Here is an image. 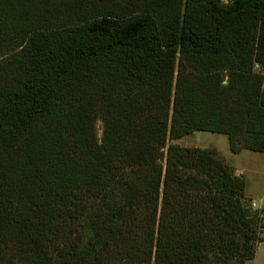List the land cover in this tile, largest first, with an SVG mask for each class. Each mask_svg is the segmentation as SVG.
Wrapping results in <instances>:
<instances>
[{"label":"trees","instance_id":"1","mask_svg":"<svg viewBox=\"0 0 264 264\" xmlns=\"http://www.w3.org/2000/svg\"><path fill=\"white\" fill-rule=\"evenodd\" d=\"M194 132L264 154V0H0V264L253 260Z\"/></svg>","mask_w":264,"mask_h":264},{"label":"rangeland","instance_id":"2","mask_svg":"<svg viewBox=\"0 0 264 264\" xmlns=\"http://www.w3.org/2000/svg\"><path fill=\"white\" fill-rule=\"evenodd\" d=\"M227 1V0H224ZM97 128L101 129V123H97ZM175 144L187 148L215 149L221 159L230 167H237L243 171L247 179L246 193L252 198L259 199L264 191V154L243 150L238 154H232L229 150L228 138L225 135L194 132L183 139L174 141ZM231 168V167H230ZM256 256V254H255ZM247 262L246 264H254Z\"/></svg>","mask_w":264,"mask_h":264},{"label":"crops","instance_id":"3","mask_svg":"<svg viewBox=\"0 0 264 264\" xmlns=\"http://www.w3.org/2000/svg\"><path fill=\"white\" fill-rule=\"evenodd\" d=\"M231 169L233 170L234 172V176L235 177H239L241 176L244 180V183L246 184L247 183V179L244 177V173L242 170H240L239 168L237 167H233V165L231 166ZM245 196L247 198H249L250 200L251 199H255V198H252L250 195H248L246 193V185H245ZM264 197V191L262 192V194L260 195L259 199H256V200H260ZM260 237L261 239L263 240L264 239V223H263V228H262V231L260 233ZM252 261V260H251ZM251 261H248V262H251ZM253 261L255 262L254 264H264V241L260 242L258 245H257V250H256V256L255 258L253 259Z\"/></svg>","mask_w":264,"mask_h":264},{"label":"built area","instance_id":"4","mask_svg":"<svg viewBox=\"0 0 264 264\" xmlns=\"http://www.w3.org/2000/svg\"><path fill=\"white\" fill-rule=\"evenodd\" d=\"M250 208L256 212L264 223V197L260 200L251 199L249 202Z\"/></svg>","mask_w":264,"mask_h":264}]
</instances>
